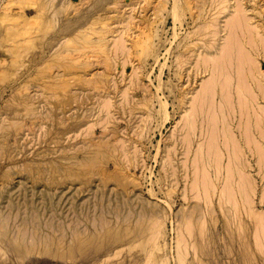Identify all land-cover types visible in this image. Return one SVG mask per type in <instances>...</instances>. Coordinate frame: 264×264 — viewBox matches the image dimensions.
I'll use <instances>...</instances> for the list:
<instances>
[{"label":"rangeland","instance_id":"374dc122","mask_svg":"<svg viewBox=\"0 0 264 264\" xmlns=\"http://www.w3.org/2000/svg\"><path fill=\"white\" fill-rule=\"evenodd\" d=\"M18 1L0 12V264H264V0Z\"/></svg>","mask_w":264,"mask_h":264},{"label":"bare ground","instance_id":"6f19581e","mask_svg":"<svg viewBox=\"0 0 264 264\" xmlns=\"http://www.w3.org/2000/svg\"><path fill=\"white\" fill-rule=\"evenodd\" d=\"M18 1V0H17ZM20 1V0H19ZM18 1V2H19ZM30 1V0H29ZM33 1V0H32ZM57 1V0H56ZM80 0H77V1H72V0H70V2H72L73 4H76V3H78ZM174 1V0H173ZM176 1H178L177 3H179L180 1L179 0H176ZM225 1V0H224ZM12 2H14V1H12ZM46 2V1H45ZM61 2V1H60ZM63 2V1H62ZM175 2V1H174ZM173 2V3H174ZM9 3H10V0H7L6 1V4H4V6L1 8L2 9V11H0L1 12V16H2V22H4V21H6L7 19H8V17H7V15H9V13H8V5H9ZM49 2H47V4H48ZM57 2H55V4H56ZM180 3H182V2H180ZM218 3V2H217ZM46 4V5H47ZM137 4V3H136ZM158 4H159V2H158ZM13 5V4H12ZM78 5V4H77ZM177 5V4H176ZM176 5H174L173 6V4H172V6H173V8H172V6H171V8H172V13H173V15L175 16L176 14H177V12H176V9L177 8H180V7H182V6H178V7H176ZM48 6V5H47ZM52 6V5H51ZM59 6V5H58ZM57 6V7H58ZM231 6V5H230ZM46 7V6H45ZM64 7V6H63ZM221 7H223V6H221ZM24 8V7H23ZM31 8H33V7H31ZM77 8V7H76ZM231 8V7H230ZM240 9L239 10H241L242 11V7H239ZM26 9V8H25ZM67 9V8H66ZM166 9V8H165ZM193 9V8H192ZM47 10V9H46ZM54 10V9H53ZM233 10V9H232ZM22 11V10H21ZM154 11V10H153ZM171 11V10H170ZM170 11H168L169 13H170ZM179 11V10H178ZM217 11H218V9H217ZM216 11V12H217ZM19 12H20V10H19ZM45 12H47V11H45ZM90 12V11H89ZM233 12V11H232ZM13 13V12H12ZM22 13V12H21ZM39 13V12H38ZM43 13V12H42ZM168 13V14H169ZM19 14V13H18ZM46 14V13H45ZM49 14V13H48ZM62 14H63V12H62ZM153 14V13H152ZM179 14H180V11H179ZM182 14H184L183 13V11H182ZM194 14V13H193ZM230 14V13H229ZM235 14H237V13H235ZM234 14V15H235ZM23 15V14H22ZM38 15V14H37ZM50 15V14H49ZM49 15H48V18H49ZM154 15V14H153ZM228 15V14H227ZM14 16V15H13ZM18 16V15H17ZM35 17H36V14L34 15ZM39 16V15H38ZM82 16V15H81ZM171 16V15H170ZM173 16V17H174ZM185 16V15H184ZM238 16V15H237ZM33 17V16H32ZM42 16L40 15V18H41ZM44 17V16H43ZM52 17V16H51ZM178 17H182V16H178ZM215 17V16H214ZM238 17H240V16H238ZM243 17V16H242ZM10 18V17H9ZM38 18V17H37ZM58 18V17H57ZM62 18V17H61ZM176 18V17H175ZM237 18V17H236ZM46 19V18H45ZM54 19V18H53ZM90 19V18H89ZM180 19H182V18H180ZM249 19V18H248ZM14 21H15V19H13ZM174 20V22L175 21H177L176 19H173ZM232 20V19H231ZM251 20V19H250ZM249 20V21H250ZM13 21V22H14ZM31 21V20H30ZM37 21V20H36ZM36 21H33V23L32 24H34V22H36ZM46 21V20H45ZM58 21V20H57ZM63 21V20H62ZM129 21V20H128ZM246 21V20H245ZM237 22V21H236ZM247 22H248V20H247ZM5 23V22H4ZM48 23V22H47ZM58 23V22H57ZM82 23V22H81ZM88 23V22H87ZM210 23V22H209ZM231 23V22H230ZM244 23V22H243ZM38 24V23H37ZM149 24V23H148ZM147 24V25H148ZM236 24V23H235ZM47 25V24H46ZM129 25V24H128ZM180 25V24H179ZM237 25V24H236ZM244 25V24H243ZM29 26H32V25H29ZM79 26V25H78ZM181 26V25H180ZM231 25H226L225 27H230ZM20 27H22V26H20ZM208 27V26H207ZM240 27V26H239ZM38 28V27H37ZM81 28V27H80ZM86 28V27H85ZM175 28V27H174ZM259 28V27H258ZM19 29V28H18ZM17 28H16V30H18ZM27 29V28H26ZM32 29V28H31ZM73 29V28H72ZM208 29V28H207ZM223 29H225V28H223ZM227 29V28H226ZM253 30L255 29V27L254 28H252ZM77 30V29H76ZM80 30V29H79ZM142 30V29H141ZM175 30V29H174ZM229 30V29H228ZM239 30H240V28H239ZM243 30V29H242ZM257 30V29H256ZM255 30V31H256ZM73 31V30H72ZM140 31V30H139ZM220 31H222V30H220ZM227 31V30H226ZM234 31H235V29H234ZM238 31V30H237ZM244 31V30H243ZM258 31H261V29L260 30H258ZM19 32V31H18ZM102 32V31H101ZM231 32V31H230ZM230 32H228V33H230ZM236 32V31H235ZM262 33H263V31H261ZM24 33H26V32H24ZM88 33V32H87ZM224 33H225V31H224ZM223 33V34H224ZM253 33H254V31H253ZM66 34H68V33H66ZM72 34H73V32H72ZM71 34V35H72ZM75 34V33H74ZM84 34V33H83ZM82 34V35H83ZM104 34V33H103ZM221 34V33H220ZM240 34H242V32L240 33ZM237 35V34H236ZM235 35V36H236ZM7 36V35H6ZM60 37V36H59ZM67 37V36H66ZM87 37V36H86ZM217 37V36H216ZM220 37V36H219ZM224 37V36H223ZM244 37V36H243ZM57 38H58V36H57ZM147 38V37H146ZM260 38V37H259ZM173 39H174V37H173ZM217 39V38H216ZM226 39V38H225ZM255 39V38H254ZM64 40V39H63ZM62 40V41H63ZM100 40V39H99ZM227 40V39H226ZM104 41V40H103ZM224 41V40H223ZM19 42H20V39H19ZM60 42V41H59ZM97 42V41H96ZM150 42V41H149ZM187 42V41H186ZM192 42V41H191ZM28 43V42H27ZM56 43H58V42H56ZM65 43V42H64ZM68 44H69V42H67ZM147 43V42H146ZM222 44H223V42H221ZM220 43V44H221ZM229 43V42H228ZM251 43V42H250ZM63 44V43H62ZM100 44V43H99ZM136 44V43H135ZM243 44H245L244 42H243ZM58 45V44H57ZM65 45V44H64ZM184 45V44H183ZM219 45V44H218ZM123 46V45H122ZM121 45H120V47L121 48H123ZM238 46V45H237ZM246 46H248V45H246ZM22 47V46H21ZM194 47V46H193ZM225 47V46H224ZM232 47V46H231ZM55 48V47H54ZM226 48V47H225ZM116 49V48H115ZM214 49H216V48H214ZM219 49V48H218ZM166 51V50H165ZM154 52V51H153ZM167 52H168V48H167ZM215 52V51H214ZM217 52V51H216ZM215 52V53H216ZM150 53H151V51H150ZM166 53V52H165ZM168 54V53H167ZM225 54V53H224ZM239 54V53H238ZM213 55V54H212ZM217 55V54H216ZM221 55H222V53H221ZM210 56H211V54H210ZM230 56V55H229ZM71 57V56H70ZM154 57V56H153ZM197 57V56H196ZM208 58V57H207ZM217 58V57H216ZM219 58V57H218ZM200 59V58H199ZM206 59V58H205ZM204 59V60H205ZM211 59V58H210ZM221 59V58H220ZM219 59V60H220ZM230 59V58H229ZM244 59V58H243ZM155 60V59H154ZM197 60V59H196ZM202 60H203V58H202ZM209 60V59H208ZM180 61H182V60H180ZM198 61V60H197ZM206 61V60H205ZM210 61V60H209ZM251 62V61H250ZM156 63V62H155ZM208 63V62H207ZM207 63H206V65H207ZM200 64V63H199ZM229 65H230V63H228ZM205 65V66H206ZM221 65V64H220ZM249 65V64H248ZM254 65V64H253ZM179 66H180V64H179ZM203 66H204V64H203ZM201 67V66H200ZM212 67V66H211ZM224 67V66H223ZM229 67V66H228ZM256 67H258V66H256ZM255 67V68H256ZM194 68V67H193ZM205 68V67H204ZM206 68H208L207 66H206ZM209 69V68H208ZM248 69H251V68H248ZM258 69V68H257ZM196 70V69H195ZM239 70V69H238ZM202 71V70H201ZM204 71V70H203ZM220 71H221V69H220ZM197 72V71H196ZM251 72V71H250ZM202 73V72H201ZM244 73V72H243ZM257 73V72H256ZM204 74H206V73H204ZM208 74H209V71H208ZM215 74V73H214ZM213 74V75H214ZM211 75V74H210ZM223 75V74H222ZM232 75V74H231ZM246 75V74H245ZM259 75V74H258ZM260 75H261V73H260ZM263 75V74H262ZM59 76H60V74H59ZM62 76V75H61ZM218 76V75H217ZM236 76V75H235ZM243 76V75H242ZM56 77V76H55ZM58 77V76H57ZM216 77V76H215ZM262 77V76H261ZM59 78V77H58ZM61 78V77H60ZM232 78V77H231ZM56 79V78H55ZM221 79V78H220ZM220 79H218V80H220ZM239 79V78H238ZM248 79V78H247ZM254 79V78H253ZM58 80V79H57ZM60 80H62V78L60 79ZM160 80V79H159ZM210 80V79H209ZM243 80H245V79H243ZM216 81H217V78H216ZM223 81H224V79H223ZM231 81V80H230ZM238 81V80H237ZM246 81V80H245ZM252 81V80H251ZM255 81V80H254ZM208 82V81H207ZM210 82H211V80H210ZM227 82V81H226ZM241 82V81H240ZM219 83V82H218ZM217 83V84H218ZM222 83V82H221ZM248 83V82H247ZM206 84V83H205ZM204 84V85H205ZM246 84V83H245ZM160 85H162V84H158V86H160ZM234 85V84H233ZM249 85V84H248ZM247 85V86H248ZM212 86V85H211ZM210 86V87H211ZM217 86V85H216ZM225 86V85H224ZM229 86V85H228ZM246 86V88H248ZM251 86V85H250ZM209 87V86H208ZM221 87V86H220ZM217 87H215V89H216ZM222 88V87H221ZM227 88V87H226ZM225 88V89H226ZM234 88V87H233ZM236 88V87H235ZM245 88V89H246ZM160 89V88H159ZM207 89V87L206 86H203V90L205 91ZM211 89V88H210ZM242 89L244 90V88L242 87ZM251 89V88H250ZM208 90V89H207ZM218 90H220V95L222 96V94H223V92H224V89L222 88V89H218ZM217 90V91H218ZM234 90V89H233ZM236 90V89H235ZM223 91V92H222ZM246 91H248V90H246ZM200 92V91H199ZM211 92H212V89H211V91H210V94H211ZM204 93V92H203ZM206 93H208V92H206ZM213 93V96H214V92H212ZM217 94H218V92H216ZM237 93H238V90H237ZM241 93V92H240ZM243 94H245V93H243ZM246 94H248V93H246ZM250 94H252V93H250ZM184 95V94H183ZM198 95V94H197ZM228 95V94H227ZM238 95V94H237ZM240 95V94H239ZM186 96V95H185ZM202 96V95H201ZM216 96V95H215ZM218 96H219V94H218ZM229 96V95H228ZM231 96V95H230ZM207 97V96H206ZM227 97V96H226ZM232 97V96H231ZM243 97V96H242ZM248 97V96H247ZM185 98V97H184ZM189 98V97H188ZM187 98V99H188ZM200 98V97H199ZM205 98V97H204ZM220 98V97H219ZM229 98V97H228ZM235 98V97H234ZM237 98V97H236ZM252 98V97H251ZM190 99H191V97H190ZM195 99V98H194ZM198 99V98H197ZM211 99H212V97H211ZM218 99V98H217ZM224 100H226L225 98H223ZM189 100V99H188ZM206 100H207V98H206ZM213 100H215V99H213ZM220 100V99H219ZM229 100V99H228ZM234 100V99H233ZM241 100H243V99H241ZM190 101V100H189ZM216 101V100H215ZM222 101V100H221ZM227 101V100H226ZM225 101V102H226ZM247 101V100H246ZM258 101V100H257ZM204 102V101H203ZM223 102V101H222ZM251 102H254L253 100H251ZM163 103H165V102H163ZM187 103H188V101H187ZM186 103V104H187ZM200 103H202L201 102V100H200ZM205 103H206V101H205ZM213 103V102H212ZM212 103H211V105H212ZM217 103H218V101H217ZM228 103H230V102H228ZM233 103H236V102H233ZM249 103V102H248ZM166 104V103H165ZM190 104V103H189ZM223 104V103H222ZM243 104V103H242ZM246 104V103H245ZM225 105H227V104H225ZM241 105V104H240ZM249 105V104H248ZM253 105V104H252ZM255 105V104H254ZM83 106V105H82ZM159 106H161V103L159 104ZM187 106V105H186ZM221 106V105H220ZM223 106H224V104H223ZM81 107V106H80ZM107 107V106H106ZM201 107V106H200ZM236 107V106H235ZM235 107H234V109H235ZM241 107H243V105L241 106ZM245 107V106H244ZM159 108H161V107H159ZM194 108V107H193ZM212 108H213V106H212ZM221 109H222V106L220 107ZM225 108V107H224ZM250 108V107H249ZM181 109V108H180ZM202 109V108H201ZM214 109V108H213ZM212 109V110H213ZM215 109H216V107H215ZM220 109V114L222 113V110ZM226 109V108H225ZM227 109H228V107H227ZM246 109H248V108H246ZM80 110V109H79ZM83 110V109H82ZM162 110V109H161ZM160 110V111H161ZM166 110V109H165ZM187 110V109H186ZM194 110V109H193ZM200 110V109H199ZM210 110V109H209ZM239 110V109H238ZM244 110V109H243ZM251 110V109H250ZM198 111V110H197ZM242 111V110H241ZM257 111V110H256ZM36 112V111H35ZM162 112V111H161ZM213 112H214V110H213ZM252 112V111H251ZM28 113V112H27ZM31 113V112H30ZM199 113V112H198ZM224 113V112H223ZM241 113V112H240ZM239 113V114H240ZM247 113V112H246ZM256 113V112H255ZM260 113H261V111H260ZM29 114V113H28ZM32 114V113H31ZM30 114V115H31ZM33 114H34V116H35V113L33 112ZM51 114H52V112H51ZM162 115L164 114V113H161ZM166 114V113H165ZM168 114V113H167ZM213 114V113H212ZM226 114V113H225ZM194 115V116H193ZM208 115V114H207ZM217 115H218V113H217ZM237 115V114H236ZM261 115V114H260ZM84 116H85V114H84ZM191 116H193V118H192V120L190 121V119H191ZM209 116V115H208ZM246 116V115H245ZM263 116V115H262ZM52 117V116H51ZM203 117V116H202ZM226 117H227V115H226ZM239 117V116H238ZM242 117V115L240 116V118ZM243 117H244V115H243ZM248 117H249V115H248ZM251 117H253V116H251ZM163 118H164V115H163ZM198 117L195 115V112L191 115H187V122H185V123H187V130H189L190 128H194V131H195V125L197 124V123H199V121H198V119H197ZM210 118V117H209ZM218 118V117H217ZM258 119H259V117H257ZM185 119V118H184ZM228 119V118H227ZM244 119V118H243ZM242 119V120H243ZM248 119V118H247ZM166 120V119H165ZM241 120V121H242ZM167 121V120H166ZM220 121V120H219ZM224 121V120H223ZM247 121V120H246ZM253 121V120H252ZM256 121V120H255ZM250 122V121H249ZM184 123V124H185ZM229 123V122H228ZM235 123V122H234ZM260 123V122H259ZM240 124V123H239ZM252 125H253V123H251ZM231 125H233V124H231ZM248 126H249V124H247ZM261 126V125H260ZM221 127V126H220ZM219 127V128H220ZM227 127L229 128V126L227 125ZM242 127V126H241ZM247 127V126H246ZM262 127V126H261ZM45 128V127H44ZM232 128V127H231ZM240 128V127H239ZM254 128V127H253ZM223 129V128H222ZM242 129V128H241ZM258 129V128H257ZM180 130V129H179ZM183 130V129H182ZM260 130V129H259ZM234 131V130H233ZM245 131V130H244ZM188 132V131H187ZM258 132V131H257ZM260 132H262V131H260ZM176 134V133H175ZM189 134V133H188ZM187 134V135H188ZM223 134V133H222ZM248 134V133H247ZM255 134V133H254ZM186 135V136H187ZM246 135V134H245ZM256 135V134H255ZM176 136V135H175ZM198 136H200V135H198ZM234 135H233V133L231 134V138H228L227 136H226V138L224 139H220V144L221 145H223V146H226L228 143H230V141H232V139L233 140H236L235 139V137H233ZM200 137H202V136H200ZM258 137H259V135H258ZM237 138V137H236ZM241 138V137H240ZM254 138V137H253ZM173 139V138H172ZM250 139V138H249ZM248 139V140H249ZM257 139V138H256ZM260 139H261V137H260ZM184 140V139H183ZM199 140V142H198V144H200L201 145V139L199 138L198 139ZM198 140H196V141H198ZM252 140V139H251ZM187 141H190V140H187ZM191 141H193V139L191 140ZM244 142V141H243ZM232 144V143H231ZM248 144H249V142H248ZM252 144V143H251ZM238 145V144H237ZM246 145V144H245ZM222 146V147H223ZM250 146V145H249ZM252 146V145H251ZM248 147V146H247ZM258 147V146H257ZM246 148V147H245ZM249 148V147H248ZM233 149V148H232ZM250 149V148H249ZM258 149V148H257ZM207 150V149H206ZM219 150V149H218ZM223 150V149H222ZM184 151V150H183ZM187 151H188V149H187ZM254 151V150H253ZM258 151V150H257ZM246 152V151H245ZM219 153V152H218ZM260 154V153H259ZM186 155H188V153L186 154ZM201 155H202V153H201ZM223 156H224V154H223ZM192 157V156H191ZM226 157V156H225ZM257 157V156H256ZM217 158V157H216ZM232 158V157H231ZM230 158V159H231ZM166 159V158H165ZM205 159V158H204ZM210 159V158H209ZM86 160V159H85ZM241 161V160H240ZM240 163V162H239ZM187 164V163H186ZM231 168V167H230ZM233 168V167H232ZM243 168V167H242ZM241 167H240V169H242ZM167 169V168H166ZM166 171V170H165ZM190 172V171H189ZM151 173V172H150ZM231 174H229V176H230ZM195 176V175H194ZM149 177H150V175H149ZM188 179H190V178H188ZM232 179V178H231ZM239 179V178H238ZM237 181V180H236ZM242 181V180H241ZM240 182V181H239ZM244 182V181H243ZM196 185V184H195ZM253 185V184H252ZM193 187H194V185H192ZM224 186V185H223ZM200 187V186H199ZM218 187V186H217ZM230 187V186H229ZM195 188H197L196 186H195ZM219 188V187H218ZM222 188H224V187H222ZM191 191H192V189H190ZM228 190V189H227ZM194 191H195V189H194ZM217 191V190H216ZM223 191V190H222ZM231 191V190H230ZM229 193V192H228ZM227 193V194H228ZM234 193V192H233ZM237 194V193H236ZM182 196V195H181ZM184 197V196H183ZM196 199V198H195ZM228 200V199H227ZM228 206V205H227ZM188 229V228H187ZM155 231H157V230H155ZM185 231H187L186 229H185ZM158 232V231H157ZM189 233V232H188ZM9 234H10V232H9ZM23 234V233H22ZM29 236H30V234H29ZM180 236H182V235H180ZM152 237H154V236H152ZM9 238V237H8ZM183 238V237H182ZM260 241V240H259ZM6 242V241H5ZM10 242H11V239H10ZM156 242V241H155ZM180 242V241H179ZM178 243V242H177ZM180 243H182V242H180ZM155 244V243H154ZM183 244V243H182ZM185 244H187V243H185ZM185 244H184V248H185ZM260 245V244H259ZM177 247V246H176ZM185 250V249H184ZM186 251V250H185ZM184 251V252H185ZM161 259V258H160ZM166 261V260H165ZM178 263V262H177ZM180 263H182V262H180Z\"/></svg>","mask_w":264,"mask_h":264},{"label":"water","instance_id":"95a60500","mask_svg":"<svg viewBox=\"0 0 264 264\" xmlns=\"http://www.w3.org/2000/svg\"><path fill=\"white\" fill-rule=\"evenodd\" d=\"M72 1H77V0H72Z\"/></svg>","mask_w":264,"mask_h":264}]
</instances>
